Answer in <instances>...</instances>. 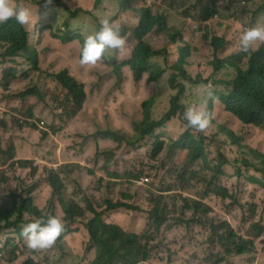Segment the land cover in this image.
I'll return each mask as SVG.
<instances>
[{
    "label": "rangeland",
    "instance_id": "374dc122",
    "mask_svg": "<svg viewBox=\"0 0 264 264\" xmlns=\"http://www.w3.org/2000/svg\"><path fill=\"white\" fill-rule=\"evenodd\" d=\"M43 1L16 0L18 5L31 7L28 9L32 12L33 18L36 15L29 31L31 32L32 49L36 50L37 48L38 50L40 69L34 68L28 71L14 64L16 73L12 76L14 81L9 86V89H4L0 84V142L2 149L7 153H12L16 160H29L27 170H19L18 173L21 176H28L32 167V169H36V174L39 176L42 174L44 167L55 170L60 165L78 163L86 167L87 170L83 174L75 175L68 182L67 186L70 192H64L62 195V200L66 202L67 207L68 202H73L74 200L78 202L81 208L86 209L89 205H94L99 211L102 208L98 205L100 203L104 204L106 200L128 203L136 208L138 206L142 210L141 212L124 208L125 213L122 220L121 215L105 217L108 223L120 225L127 232L144 234V241L149 242L150 259L144 262L140 261L138 264H264V233L258 239H255V248L253 250L244 255L229 257L225 252V248L209 240V236L212 238L210 227L191 221L189 217L184 218L181 222L172 213L170 214L171 222L178 223L177 225L168 229L166 227L162 228L161 232L157 233L154 227H150L147 212L152 206L150 202L151 193H157L160 189L172 186L171 192L168 193L172 197L170 211L181 206L180 200H174L175 195L193 196L199 200L206 197L203 202L211 206L212 211L210 214H218L216 221L227 220L240 236L246 239L252 238L251 225L255 222H260L264 225V191L256 179L255 184L249 179L251 176L259 178V175L252 168H247L240 164H236V166L230 165L231 161L241 160L246 157L244 152L247 149L244 148L237 152L235 147L223 146L219 142V138L217 139L213 136L216 132V127L214 129L212 127L205 134L206 136H203L185 125L183 115L180 120L176 116L173 122L177 124L175 126L177 130H169L171 123H167L165 127L158 128L154 134L148 136L143 143L138 144V148L133 149L125 145L120 149V152L126 155L130 170L133 172L131 178L122 176L112 178L108 176V172L123 174L126 168L105 166V159L101 152L108 147L96 148L93 145V138H96L94 135L105 130H121L127 132V137L134 136V131L120 122L118 116L119 104L114 103V101L117 98H121L122 95H132L135 98L136 95L133 96L135 92L136 94L139 92L148 94L147 84L128 81L126 76L127 68L123 69V73L121 69L113 72L110 65L112 61H105L97 68L94 66L93 68L91 66L81 67L79 64V52L83 40L72 44H63L60 40H54L50 37L56 31H62L61 25L69 18V10L77 8L90 9L93 0H77L68 4L66 8L45 6L46 4H42ZM139 1L120 0L116 5L114 16L110 17L136 15L137 9L135 10V7ZM204 5L203 12L212 9L211 7L215 5L216 12L217 5H223L227 8V20L218 21L217 18H214L213 23L207 25V35L213 38L218 37L219 39L226 38L228 41L235 42L237 53L241 52L238 40L242 32L250 28L253 21H255V24L260 21L264 22V0H167L164 2L163 8L172 17L174 16L172 10H178L180 13L189 12L181 17L182 20L187 16L192 19V21L187 19L188 22H191L186 26L185 30H187L195 24V11ZM111 6L115 5L108 1L107 10L97 16L111 15ZM128 8L132 10L126 13ZM219 13L223 14V11L220 10ZM94 21L95 19L92 17L81 15L72 22V31L80 30L79 33L84 39V36L95 32ZM44 33L47 35L41 37ZM35 34H38L36 39H34ZM158 43L160 48L164 46L169 51L172 48L175 52L179 45L172 44L167 35H163L161 42ZM263 44H257L253 51L258 52V49ZM132 47L133 45L128 44L123 52H118V60L122 61L129 58V52ZM227 49H229V45L219 54H222L220 59L226 57L227 54L224 51ZM211 57L213 58V55ZM212 61L213 59L211 58L194 59L192 75L195 78L199 76L207 77L214 68V64H211ZM66 70L69 73L71 72L79 82L85 81L84 85L87 93L86 101L73 118H68L71 109L70 104L67 103L64 107H58L54 102L58 85L53 82V78L49 77V75L56 76ZM225 72L232 73L231 70ZM111 73L113 74L112 80L110 79ZM95 75L106 76L101 82L107 79V86L93 88V78L97 80ZM118 77H123V80L119 82L117 80ZM31 82H47V84H42L38 91L42 95L44 93H47V95L40 98L37 93H34L21 99L19 97L21 92L34 89ZM162 83L163 85L159 86L157 91L151 92V88L149 90L150 94L153 93L158 96L160 104L164 102L166 97L170 98L175 93L169 89L167 77L162 80ZM189 93L191 101L188 103L194 102L203 108H207L213 100L210 98L211 95L205 94L201 87L191 88ZM104 96H107V100H105ZM63 100H66V97ZM158 109L157 105H154V112L158 111ZM214 112H218L223 117L220 123L228 122L229 114H226L219 100L214 105ZM126 114H129V111ZM228 126L236 132L240 143L246 141V134L239 128L238 122L231 121ZM185 132H189L191 137L195 141L203 143L202 145L215 148L206 156L209 164H205L203 160H194V166L191 168L198 171L199 174L197 179L190 173L185 174L193 182L188 187L176 186L163 181V178H167L169 175L164 173L159 161L152 157L153 145L157 140H166L168 142L172 140L174 133L184 134ZM148 139L149 142L147 141ZM218 145H220L221 149L216 148ZM250 147L255 149L254 145ZM220 154L229 161L224 166V175H222L224 180H219V184L226 187L229 191L230 198L227 199L212 194L207 195L204 192V182L215 177L213 166L223 160ZM187 155L188 150L172 154L175 171L176 168L183 170L187 167ZM248 158L252 159L251 157ZM1 162L5 164L0 169V192L8 194L15 190L27 192L28 189H32L31 198L34 204L37 203V205L43 207L44 211L42 210V214H51L55 209H59V216H64L63 207L57 199L49 202L44 199L47 196L45 197V195L41 194L40 189L42 187L36 190L35 188H30L28 179H14L16 173L11 167L12 160L9 161L7 157H1ZM253 162L255 163V160ZM152 164L157 165L158 174L157 169H153L150 166ZM104 177L117 183L107 184L106 180L103 179ZM141 178L148 181L141 182ZM101 179L104 182L103 193L93 194L92 190H94L97 186L96 183ZM74 181L79 182L80 189L84 191L83 193L72 192L77 188ZM12 204L13 201L10 199L3 200L0 198V211L10 209ZM175 204H177V207H175ZM31 216L34 215H26V217ZM94 217V214L86 212L79 216V224L75 222V224L65 229L63 231L66 234L63 246L61 244L58 246L56 242L49 249L37 251L29 249L27 246L23 247L21 242L12 239L15 245L18 246L16 254L19 257L16 261L9 262L13 260L10 257L12 254V249L10 248L4 262H0V264H22L27 259L25 258L27 256H30L35 262H42L43 264H88L84 256L93 259V251L86 253L83 241L86 233H88L86 224ZM69 229H75V231L70 233L68 232ZM6 232L8 234L7 238H15L17 236L13 234V229ZM0 248L2 247L0 246ZM221 259L222 261H220Z\"/></svg>",
    "mask_w": 264,
    "mask_h": 264
},
{
    "label": "clouds",
    "instance_id": "9594fccd",
    "mask_svg": "<svg viewBox=\"0 0 264 264\" xmlns=\"http://www.w3.org/2000/svg\"><path fill=\"white\" fill-rule=\"evenodd\" d=\"M77 1V0H44L42 4H46L45 6H50L52 8H66L68 4ZM101 3L100 7L98 9H95V3L96 2ZM108 1H111L114 3L115 6H111V15H101L107 10V3ZM120 0H93V4L90 9H82L77 8L74 10H69V18L67 21L61 25L62 31H56L55 34L51 35L50 37L54 40H60L63 44H72L74 42H80L83 40V44L81 46L79 55L80 60L79 64L81 67H87L93 66L97 68L100 64H102L105 61H112V51L109 50H117L120 49L119 52H123L126 47L129 45H133V47L130 49L129 55L130 57L127 59H123L122 61L118 60L116 71L118 69H121L123 73V69L127 68V79L130 82L133 83H146L148 88V94L145 92H139L136 94L133 93V96L136 95V97L131 96H125L122 95L121 98L115 99L114 103H120L124 102L126 103L130 116L129 118H124L119 115L120 122L126 126L131 128L134 131V136L127 137V132H123L121 130H105L102 132H98L94 135L96 139L93 138V145L96 146V148H105L101 154L104 156L105 159V166H114L116 168H126V171L123 174H118L116 172H108L107 175L112 178H118V177H126L131 178L133 176L132 170H130V167L128 165V160L126 158V155L120 152V149L127 145L132 147L133 149L138 148V144L143 143L145 139L154 134H149L146 137H140L137 139H134L136 136V124L143 121V108L142 104L145 101L150 102L151 104V112L153 113V119L160 121L170 110H171V102L172 100L177 96L178 94V85H182L186 88L185 94L182 96L180 101V108L177 111V118L180 120L181 116L183 115V120L185 121V125L192 129L194 132L206 136L208 131L213 127V129L216 127V129L220 128H229L228 123L231 121H236L239 124V128L242 130L244 124H242L237 118L230 115V113L227 111V106L229 105H235L234 101H229L228 104L226 103L225 99L228 98V96L233 91V85L235 81L238 79L240 72L246 73L249 72L248 69V60L251 53H255L253 51L257 44L264 43V24L258 22L255 26V21L251 23V27L244 30L242 34L239 37L238 45L239 50L241 52L236 51L235 48V42L228 41L226 38L219 39L218 37H210L207 35V25L210 23H213V19L217 18L218 21L220 20H227V8L223 5H217V12L216 14L211 17L210 14L214 13L213 9L216 8V5L214 7H211L212 9H209L205 12H203V9L205 8V5L195 11L196 19L195 24L185 30L186 26L188 25L187 19H192L190 17H185L183 20L181 19L183 14H188L189 12H178V10H172L174 16L172 17L170 13L163 8L164 2L167 0H140L135 7L136 15L130 14L125 17V15H118L115 18H111L110 16H114V12L116 10V5ZM220 1V0H218ZM30 6L24 7L23 5H18L16 3V0H0V24L6 25L4 32L2 36L5 39H1L0 41V84L3 86L4 89H9V86L14 81V78L12 77L16 73V69L14 67V64H17L21 66L22 69H26L28 71L35 69H40L39 66V54L38 50L32 49L31 46V32L29 31L32 28V24L35 21L36 15L32 16V12L30 11ZM129 9V8H128ZM126 10V13H129L132 9ZM220 10L223 11V14H220ZM216 11V9H215ZM150 12L153 15L154 21L153 23H150L148 25L147 33L144 36L141 35V29L143 27H146L147 25V17L146 14ZM203 13V16L202 14ZM207 13L208 18H205L204 14ZM81 15H85L88 17H92L95 19L93 24L97 26V19L99 24V29L92 34L84 36V39L82 35L79 33L80 30L72 31V22L77 20V18ZM122 29L124 32V36L122 35ZM162 29L160 32L159 30ZM57 30V29H56ZM47 34H42V36H45ZM163 35H167V37L171 41V37L175 38L176 41H171L172 44H179L177 46V51H173L172 48L167 50V48L159 47V43L161 42ZM38 37V34L34 35V39ZM18 42V43H17ZM19 44V45H18ZM144 44L148 46L152 54L148 57V66L147 68L141 73V75L134 74L131 66L127 64V61L134 60V53L136 50L139 49V47ZM229 45V49L224 51L226 53V57L224 59H220L222 56L219 55L227 46ZM213 55V58L211 57ZM232 55H241L243 56L242 61L238 64L239 68H235L230 65H224L223 67H219V64L221 62H225L229 57ZM213 59L211 64H214L213 70L209 73L207 77L199 76L195 78V76L192 75V70L194 69V59ZM115 59H118V54L115 56ZM9 65H7V64ZM7 65V66H6ZM113 69V68H112ZM84 70V69H83ZM223 70L228 71L231 70L232 73L229 72H223ZM68 73L69 71L66 70ZM65 72V71H63ZM61 72V73H63ZM113 72H115L113 70ZM60 73V74H61ZM71 73V72H70ZM69 75L76 79L78 83L73 84V88L64 81H61L60 78H58V75L50 76V78H53V82L57 83V89H56V95L54 96V102L58 107H64L67 103L70 104V115L68 118H73L79 109L82 107L84 102L87 99V93L85 91V81L79 82V80L71 73ZM112 73L110 79L112 80ZM97 80L93 78V88H102L107 86V79L101 80L103 78H106V76L103 75H95ZM167 77V84L170 90L174 91L175 93L170 97H166L164 102L160 104L158 96L154 95L153 93L150 94V88L151 92L157 91V88L161 85H163L162 80ZM184 77H188L185 79ZM250 78L252 79L253 83V91L255 93V75L250 72ZM119 82L123 80L122 78L117 79ZM216 81L217 83L214 84L213 81ZM204 81H208L207 83H204ZM193 82H198L197 85L193 84ZM250 83V81H249ZM42 84H47V82L43 83H32L31 85L34 86L33 90H26L24 92H21L19 94V97L21 99H24L25 97L29 95H33L34 93H37L39 97L43 98L47 95V93H44L43 95L39 93L40 86ZM201 87L205 94H210V98L213 100L210 102L209 106L207 108L200 107L196 103H188L191 101L190 97V89L191 88H197ZM132 92V91H131ZM24 94V96H22ZM132 94V93H131ZM78 95V96H77ZM66 97V100H63V98ZM78 97H82L83 101L81 105L78 104ZM105 100H107V96H104ZM218 98V99H217ZM224 99V100H223ZM223 105L224 111L226 114H229V120L226 123H220L222 118L218 112H214V105L216 101H218ZM154 105H157L159 108L158 111L154 112ZM247 106V105H246ZM73 112H75L73 114ZM175 117H173L168 123H171L169 126V130L175 131L177 128L175 127L177 124L173 122L175 120ZM44 124V123H42ZM167 124V123H166ZM165 125L156 127L155 131L158 128L165 127ZM215 129V130H216ZM154 131V132H155ZM187 133V132H185ZM184 133V134H185ZM189 133V132H188ZM112 134V136H111ZM183 134H176L174 133L172 135L173 140L179 139ZM191 136V134L189 133ZM224 137V136H222ZM109 138V139H108ZM114 141H112V140ZM172 139V138H171ZM149 142V139L147 140ZM164 141V144L162 146V150L158 154L157 159L160 163V165L163 168V171L165 174L169 175L167 178H163V181L169 182L172 185L176 186H182V187H188L193 182L191 181L190 177H186L185 169L178 170L176 168V171L174 169V163L172 154L173 151L170 150L171 141L166 142V140H157L153 145V151L155 150V147L159 144V142ZM191 143H198L191 137ZM241 145H254L255 146V130L250 135L246 136V141L240 143ZM0 146L2 148L1 142ZM115 147V148H111ZM217 149H221L220 145L216 147ZM215 148H208L205 150L206 156ZM152 151V152H153ZM186 150H180L178 153H182ZM220 152V151H218ZM177 153V154H178ZM1 157H7V159L10 161L12 160L13 163L11 164V167L15 170L16 176L15 180H29V186L30 188H35L38 190L39 187H42L40 189L41 194L47 196V201H52V187L47 179H40V177L44 174L45 169H48V167H44L42 174L37 176L36 169H30L29 174L34 170V178L31 176H21L18 172L19 170H27V168H21L20 162H27V165L29 163V160H16L15 156L12 153H7L3 149L0 151V161ZM15 159V160H14ZM198 160H203L204 162L207 161L206 157H199ZM228 160L226 158L225 161H221L216 166H213V168H216L217 166L221 165V167H224L226 164H228ZM5 163H0V169L1 166H3ZM33 164V163H30ZM71 165V171L68 177L63 179L64 185H65V191L64 192H70L68 188V182L72 180V178L75 175L83 174L85 170H87L86 167L78 164V163H71V164H64L60 165L57 169L61 167H65ZM146 166V165H143ZM153 169H157L158 174V168L156 164L150 165ZM50 170V169H48ZM54 170V169H52ZM103 179L106 180L107 184H113L117 182H112L113 180L104 177ZM197 179V178H196ZM99 181H102L99 180ZM141 182L148 181L147 179L141 178ZM76 185H79L78 181H74ZM103 188H104V182ZM80 187V185H79ZM172 186L164 189L158 190L157 193H151V208L147 212L149 215V225L150 227H154L153 220H158L160 222H164L162 227L158 232H161L162 228L168 229L174 225H177L178 223H172L170 219V214H174L177 219L181 217H190L191 213L186 211L183 212V207L185 204V199L191 198L198 201H201L193 196H186L183 194L175 195L174 200H180L181 206L178 209H175L173 211H170V202L172 200V197L169 192L172 190ZM72 192H77V188L73 190ZM79 193H83L84 191L80 190ZM93 193V190H92ZM103 193V192H102ZM43 197V196H42ZM204 199V197H203ZM202 199V201H203ZM46 201V203H47ZM107 201L112 202L113 204L116 203H122L123 206L114 208V209H108V205L106 204ZM73 202H76L75 200ZM68 202V207L73 203ZM78 204V202H76ZM205 203V202H204ZM63 207L64 216H59V209H55L53 213L49 214V217L45 220L43 218H37L34 220V222H29L28 218L21 220L16 227H1L0 230V262H4L6 254L8 253L9 249H12V254L14 251L18 250V246L15 245L14 241L12 239H15L18 242H21L23 247L27 246L29 249L32 250H46L55 245L57 242L58 246L61 244L63 246V242L65 239V233L63 231L67 229L70 225L79 224L78 218H75V222L71 223V221H68L66 218V213L64 206L66 205V202L63 201V203H60ZM98 205V204H97ZM79 206V205H78ZM100 208H102L101 211L98 210V213L104 212V215L102 217V223L108 226H113L119 230H121L124 233H132L125 231L120 225L108 223L105 220V217L108 216H120L121 220L124 219V213L125 209H135L136 211H142L138 206L137 208L128 204L123 203L120 201L113 202L111 200H106L103 203H100L98 205ZM80 207V206H79ZM175 207H177V204H175ZM81 208V207H80ZM125 208V209H124ZM83 209L84 213L88 212V207L81 208ZM42 210V209H41ZM227 221V220H226ZM228 222V221H227ZM230 223V222H229ZM69 224V225H68ZM231 224V223H230ZM68 225V227H67ZM13 229V234H16L17 236L15 238H7L8 234L6 231H9ZM75 229L72 231L69 229L68 232H74ZM157 230L155 229V232ZM78 232V231H76ZM89 233V232H88ZM86 233L85 239L83 241L84 243V249L86 253L93 251V257L97 256V250L96 248L90 250V243H89V234ZM140 235V234H138ZM209 240L213 243V239L211 236H209ZM10 255V257L13 259L9 262L16 261L13 255ZM86 257V256H84ZM25 258H31L30 256H27ZM25 261V260H24ZM23 261V262H24ZM22 262V263H23Z\"/></svg>",
    "mask_w": 264,
    "mask_h": 264
},
{
    "label": "trees",
    "instance_id": "16d2710c",
    "mask_svg": "<svg viewBox=\"0 0 264 264\" xmlns=\"http://www.w3.org/2000/svg\"><path fill=\"white\" fill-rule=\"evenodd\" d=\"M101 3L98 1L95 3V9L100 7ZM211 17L216 14L215 9H213ZM203 16V13H201ZM205 18H208L207 13L204 14ZM147 25L141 29V35L144 36L147 33L148 25L156 21L153 19V15L148 12L146 14ZM6 25L0 24V41L5 39L2 34L4 32ZM99 29L98 19L96 30ZM160 32L162 29L159 30ZM122 35L124 32L122 29ZM171 41L175 42L176 39L171 37ZM18 43V42H17ZM19 45V44H18ZM112 51V62L110 63L114 71H116V66L118 59H115V56L118 54L120 49L109 50ZM152 54L151 49L142 44L138 50L134 53V60L127 61L136 75H141V73L148 66V57ZM243 56L241 55H232L225 62H221L219 67L224 65H230L235 68H239V63L242 61ZM249 72L243 73L240 72L238 79L233 85V91L225 99L228 104L229 101H234L235 105L227 106V111L233 117L237 118L242 124L246 125L243 127V131L246 136L250 135L255 130V149L251 148V145H241L239 142V137L236 136V132L229 128H218L213 134L215 138H219V142L223 146L235 147L237 152H240L242 149L246 148L244 152L246 157L241 160H233L230 162L231 166H236L240 164L241 166L252 168L255 173L259 175V178L251 176L253 183L255 184V179L261 185L264 191V44L261 48L258 49V52L251 53L248 60V69ZM250 72L255 75V93L253 91V83L250 78ZM58 78L61 81L67 82L72 88L73 84L78 83L76 79L71 77L67 71L61 73ZM187 79L188 77H184ZM250 81V83H249ZM208 81H204L207 83ZM214 84L217 82L214 80ZM197 85L198 82H193ZM178 94L171 102V110L160 120L153 119V113L151 112V104L148 101L143 102V121L136 124V136L134 139L140 137H146L149 134L154 133L156 127L165 125L173 117L176 116L180 106V101L182 96L185 94L186 88L182 85H178ZM24 96V94L22 95ZM78 96V95H77ZM224 100V99H223ZM83 101L82 97H78V104L81 105ZM118 113L124 118H129V114H126L129 111L126 103L120 102ZM247 105V106H246ZM75 112H73L74 114ZM112 136V134H111ZM224 136V137H222ZM113 137V136H112ZM164 141L159 142L155 147V150L152 152V157L157 158L158 154L162 150ZM203 143H191V136L189 133L183 134L179 139L171 141L170 150L174 154H177L180 150H188V165L185 167V172L192 174L197 178L199 174L198 171H195L191 167L194 166V160L199 159V157H206L205 150L210 148L202 145ZM204 146V147H203ZM0 151L2 148L0 146ZM220 157H223L220 154ZM251 157L252 159H249ZM226 158L223 157V161ZM255 160V163L253 162ZM205 164L208 162L205 161ZM209 164V163H208ZM27 162H20L21 168H27ZM240 167V166H238ZM241 168V167H240ZM71 171V165L61 167L58 170H48L45 169L44 174L40 179H47L53 189L51 200L57 199L59 203H63L62 195L65 191V185L63 179L68 177ZM35 171L33 170L29 176L34 178ZM214 179L205 181L204 192L207 195L212 194L215 196L222 197L223 199L230 198L229 191L226 187H223L219 184V180L223 181L224 178V167L221 165L214 168ZM97 186L93 190V194L102 193L103 183L98 181ZM77 186V192L80 191L79 185ZM32 189H28L27 192L18 190L12 191L8 194L0 192V198L3 200L10 199L13 201L10 209L0 211V230L1 227H16L17 224L26 218V215H34L27 217L29 222H34L37 218L47 219L49 214H42L43 207L33 203L31 198ZM206 197H204L205 199ZM185 204L183 207V212H190L191 221L202 223L205 226L210 227L213 243L219 244L221 247L225 248V252L228 256L235 255H244L255 248V239H258L264 233V225L260 222H255L251 225L250 231L252 238H244L240 236L233 228L232 225L227 221H216L218 214H210L212 211L211 206L204 203L202 200L198 201L195 199H185ZM108 209H114L120 206H123L122 203L113 204L110 201H107ZM42 209V210H41ZM66 218L71 223L75 222V218L82 216L84 214L83 209H81L76 202H73L69 207L64 206ZM88 212L94 214L95 217L86 224V228L89 232V243L90 250L96 248L97 256L93 259L85 257L88 264H138L140 261L144 262L150 259V249L149 242L144 241V234L138 235L136 233H124L121 230L108 226L102 223V217L104 212L98 213L97 208L93 205L88 206ZM153 220V225L157 230L156 233L160 230L164 222L158 220ZM182 222L184 217L179 218ZM69 225V224H68ZM67 225V227H68ZM72 231V230H71ZM13 257H17L16 251L13 252ZM17 259V258H15ZM222 261V259L220 260ZM219 261V262H220ZM22 264H43L42 262H35L32 258H27Z\"/></svg>",
    "mask_w": 264,
    "mask_h": 264
},
{
    "label": "crops",
    "instance_id": "0c3cea01",
    "mask_svg": "<svg viewBox=\"0 0 264 264\" xmlns=\"http://www.w3.org/2000/svg\"><path fill=\"white\" fill-rule=\"evenodd\" d=\"M260 23H262V24H264V22H262V21H260ZM257 24H255V26H256Z\"/></svg>",
    "mask_w": 264,
    "mask_h": 264
}]
</instances>
